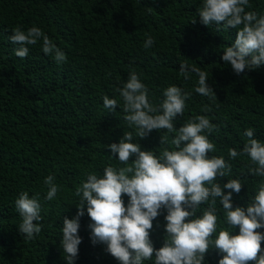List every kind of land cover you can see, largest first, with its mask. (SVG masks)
Wrapping results in <instances>:
<instances>
[{"label": "trees", "instance_id": "16d2710c", "mask_svg": "<svg viewBox=\"0 0 264 264\" xmlns=\"http://www.w3.org/2000/svg\"><path fill=\"white\" fill-rule=\"evenodd\" d=\"M201 4L202 0H0V264H67L62 228L65 217L77 214L81 198L75 191L89 174L102 176L109 165L125 166L107 147L119 143L124 132H132V142L140 144L142 151L159 155L174 147L170 141L175 133L153 130L139 138L125 121L116 89L123 87L132 71L148 87L156 106L168 86L191 93L175 127L178 130L197 115L208 116L218 126L219 131L209 135L216 145L209 157H224L231 173L216 182L223 186L229 179H241L244 187L232 194L233 210L247 208L264 177L250 174L254 165L247 155L233 160L228 150L242 151L247 128L264 142V64L236 75L222 56L235 42L237 29L201 24L197 14ZM250 4L246 11L264 16V0H250ZM17 26L25 31L40 28L65 53L66 61L57 63L52 55H45L42 39L27 46L26 58L17 57L19 45L9 41ZM148 37L154 44L145 49ZM181 63L208 73L215 99L195 93L198 76L191 73L185 80L179 72ZM104 96L117 100L115 111L104 108ZM205 106L211 111L203 112ZM165 135L169 143L161 144ZM49 175L60 189L51 201L46 199L44 183ZM22 192L41 203L42 231L32 240L19 232L22 221L15 201ZM122 199L126 206L129 198ZM207 207L202 205L197 216ZM215 207L218 231L227 229L219 200ZM160 212L150 232L157 250L167 236V211ZM90 223L85 206L79 229L82 242L74 264H120L106 245L91 243ZM230 231L238 235L239 227ZM257 231L264 233V228ZM221 258L210 248L204 264H219ZM144 264H155V257Z\"/></svg>", "mask_w": 264, "mask_h": 264}, {"label": "clouds", "instance_id": "9594fccd", "mask_svg": "<svg viewBox=\"0 0 264 264\" xmlns=\"http://www.w3.org/2000/svg\"><path fill=\"white\" fill-rule=\"evenodd\" d=\"M251 8L250 0H202L197 9L200 23L205 26L216 24L224 29H237L235 42L223 51L222 60L230 64L234 73L255 70L264 64V16ZM194 19L192 23H195ZM42 39V51L52 55L57 63L66 61L65 53L52 43L38 27L26 31L21 26L12 30L9 41L19 45L15 55L21 59L29 54L28 45H36ZM154 44L148 37L145 49ZM179 72L185 80L190 74L198 76L195 93L215 99L213 89L208 85V73L198 66L181 63ZM116 91L123 102L124 119L134 127L136 136L144 138L153 130L175 133L170 143L159 155L153 151H142L133 143L132 132H124L119 143L107 145L111 153L118 156L124 167L107 166L103 175L89 174L86 182L77 187L75 195L80 197L77 214L72 219H63L61 246L66 254L67 264H74L78 257L80 218L85 214L92 223L90 240L93 245H106V250L120 264H144L155 257V264H204L205 255L215 248L222 255L219 264H264V250L261 242L264 233V182L258 185L254 198L247 208L235 207L232 194H239L244 187L241 179H229L221 186L218 177L229 176L231 165L222 156H211L216 145L209 139L213 131H219L206 115H197L187 120L177 130L175 119L183 116L186 101L191 93L181 87L168 86L162 93L158 106L149 99V89L132 71L122 88ZM103 106L109 111L118 107L116 99L103 97ZM203 112L211 109L205 106ZM247 137L242 151L230 148L229 158L247 155L254 167L253 176L264 177V142L254 138V129L247 128ZM169 143L167 135L161 137V144ZM132 157L134 161L129 163ZM55 177L45 178L48 188L46 199L53 200L59 189ZM225 189L228 190L225 194ZM126 195L127 205L122 199ZM217 200L225 213L227 229L218 231L219 217L215 207ZM209 205L202 214L197 210ZM21 217L19 232L25 239L32 240L40 234L42 225L41 203L28 192L20 193L15 201ZM166 209L167 233L164 245L156 249L150 239L153 221ZM191 209V210H188ZM239 227V234L232 235L230 229ZM218 231V235H216ZM215 237V238H213Z\"/></svg>", "mask_w": 264, "mask_h": 264}]
</instances>
